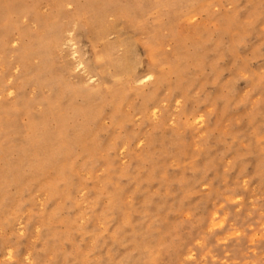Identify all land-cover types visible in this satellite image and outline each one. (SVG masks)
Returning <instances> with one entry per match:
<instances>
[{"label":"rangeland","instance_id":"rangeland-1","mask_svg":"<svg viewBox=\"0 0 264 264\" xmlns=\"http://www.w3.org/2000/svg\"><path fill=\"white\" fill-rule=\"evenodd\" d=\"M0 264H264V0H0Z\"/></svg>","mask_w":264,"mask_h":264},{"label":"bare ground","instance_id":"bare-ground-1","mask_svg":"<svg viewBox=\"0 0 264 264\" xmlns=\"http://www.w3.org/2000/svg\"><path fill=\"white\" fill-rule=\"evenodd\" d=\"M11 1H12V0H11ZM24 1H25V0H24ZM28 1H29V0H28ZM13 2H14V1H13ZM22 2H23V1H22ZM103 2H104V1H103ZM11 3H12V2H11ZM87 3H88V2H87ZM93 3H94V2H93ZM19 4H20V3H19ZM90 4H91V3H90ZM12 5H13V4H12ZM126 5H127V4H126ZM14 7H15V5H14ZM35 7H36V6H35ZM57 7H58V6H57ZM55 9H56V8H55ZM63 10H64V9H63ZM118 10H119V9H118ZM35 11H36V10H35ZM30 13H31V12H30ZM98 13H99V12H98ZM7 16H8V15H7ZM51 16H52V15H51ZM55 17H56V16H55ZM75 17H76V16H75ZM49 18H50V17H49ZM84 18H85V17H84ZM53 19H54V17H53ZM141 19H142V18H141ZM47 20H48V19H47ZM54 21H55V20H54ZM51 22H52V21H51ZM52 23H53V22H52ZM70 25H71V24H70ZM73 25H74V24H73ZM95 25H96V24H95ZM63 26H64V25H63ZM102 28H103V27H102ZM68 29H69V28H68ZM88 32H89V31H88ZM100 33H102V32H100ZM100 33H99V34H100ZM62 34H63V33H62ZM102 36H103V35H102ZM96 40H97V39H96ZM58 41H59V40H58ZM60 41H61V40H60ZM115 41H116V40H115ZM126 41H127V40H126ZM126 41H125V42H126ZM125 42H124V43H125ZM131 43H132V42H131ZM118 44H119V43H118ZM127 44H128V41H127ZM7 45H8V44H7ZM128 46H129V45H128ZM123 47H125V46H123ZM126 48H127V47H126ZM134 48H135V47H134ZM134 48H133V49H134ZM104 49H105V48H104ZM107 49H108V46H107ZM107 49H106V51H107ZM127 49H130V48H127ZM109 50H110V49H109ZM136 50H137V49H136ZM129 51H130V50H129ZM132 51H133V50H132ZM108 52L110 53V51H108ZM108 52H107V53H108ZM102 53H103V51H102ZM107 53H105V54H107ZM114 53H115V52H114ZM107 55L109 56V54H107ZM112 55H113V53H112ZM106 57H107V56H106ZM112 57H116V56H112ZM112 57L110 56L109 58H112ZM114 59H115V58H114ZM121 60H122V59H121ZM108 61H109V60H108ZM115 61H116V60H115ZM124 61H125V60H124ZM111 62H112V61H111ZM116 62H118V61H116ZM79 63H80V62H79ZM109 63H110V61H109ZM109 63H108V64H109ZM135 64H136V63H135ZM115 66H116V65H115ZM133 66H134V65H133ZM124 67H125V66H123L122 68H124ZM126 67H127V66H126ZM128 67H129V66H128ZM107 68H108V67H107ZM110 69H111V68H110ZM118 69H119V68H118ZM127 69H128V68H127ZM127 69H126V70H127ZM128 70H129V69H128ZM108 73H109V72H108ZM108 73H107V74H108ZM143 74H144V73H143ZM143 76H144V75H143ZM124 77H125V76H124ZM124 77H123V78H124ZM151 77H152V76H151ZM130 78H131V77H130ZM139 79H140V78H139ZM147 79H149L148 76H147ZM147 79H146V80H147ZM149 80H150V79H149ZM141 81H142V80H141ZM143 81H144V80H143ZM128 84H129V83H128ZM155 88H156V87H155ZM100 97H101V96H100ZM150 100H151V99H150ZM36 119H37V118H36ZM6 125H8V124H6ZM76 131H77V130H76ZM76 131H75V133L77 134ZM72 133H73V132H72ZM50 135H51V134H50ZM59 137H60V136H59ZM86 137H87V136H86ZM69 138H70V137H69ZM83 142H84V141H83ZM43 143H44V142H43ZM78 145H79V144H78ZM82 145H83V144H82ZM84 145H85V144H84ZM64 146H65V145H64ZM67 146H68V145H67ZM73 146H74V145H73ZM85 147H86V146H85ZM87 147H88V146H87ZM87 147H86V148H87ZM64 149H65V148H64ZM60 151H61V150H60ZM39 152H40V153H44L45 151H44V150H40ZM63 152H64V151H63ZM45 153H46V152H45ZM48 153H49V152H48ZM66 153H67V152H66ZM60 157H61V156H60ZM60 157H59V158H60ZM47 159H48V158H47ZM60 159H61V158H60ZM19 162H20V161H19ZM42 163H43V162H42ZM43 164H44V163H43ZM38 169H39V168H38ZM34 172H35V171H34ZM57 188H58V187H57ZM59 192H60V191H59Z\"/></svg>","mask_w":264,"mask_h":264}]
</instances>
